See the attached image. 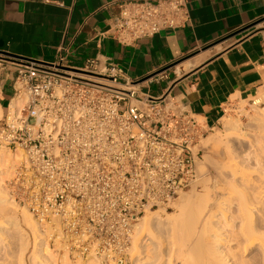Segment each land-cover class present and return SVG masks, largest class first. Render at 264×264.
Here are the masks:
<instances>
[{"label":"built area","instance_id":"built-area-1","mask_svg":"<svg viewBox=\"0 0 264 264\" xmlns=\"http://www.w3.org/2000/svg\"><path fill=\"white\" fill-rule=\"evenodd\" d=\"M190 20L188 0H130L102 35L131 45ZM70 53L66 44L51 61L10 60L16 87L0 119V150L15 158L8 191L50 227L49 250L133 264L134 225L205 177L199 146L212 128L175 97H139L118 65L77 66Z\"/></svg>","mask_w":264,"mask_h":264},{"label":"crops","instance_id":"crops-1","mask_svg":"<svg viewBox=\"0 0 264 264\" xmlns=\"http://www.w3.org/2000/svg\"><path fill=\"white\" fill-rule=\"evenodd\" d=\"M125 1L0 0V51L51 61L69 44L74 65L108 60L121 68V84L135 83L139 97H175L209 127L264 91V0H188L185 27L131 45L102 35ZM13 57L0 52L3 112L16 86L2 63Z\"/></svg>","mask_w":264,"mask_h":264},{"label":"bare ground","instance_id":"bare-ground-1","mask_svg":"<svg viewBox=\"0 0 264 264\" xmlns=\"http://www.w3.org/2000/svg\"><path fill=\"white\" fill-rule=\"evenodd\" d=\"M19 102L20 99H13L12 107ZM262 104L264 105V91H260L254 96L252 106L250 105L255 112L250 116L251 121L256 132L259 133L256 142L251 145L252 151L247 158V162L251 163V170L245 167L241 168V165L238 166L239 164H236V167L229 166V170H231L226 172L224 185L219 187V197H213L210 190L197 196L181 193V196L175 201L176 206H179V213L174 215L168 212L166 214V219L170 223L174 222L177 228H182L184 216L188 215L193 207L195 210L198 207L201 213V215L199 214L200 222L204 223L202 229L205 237L201 239L203 242L198 240L192 251H184L183 246L180 251L147 250L146 241L154 237L156 225L162 223V215L157 212L158 210L147 211L146 215L133 227L132 249L139 251L141 247L143 257H146V260L141 264H264V251H261L262 257L259 256L261 258L258 262L252 263L247 258L250 249L264 250V107ZM2 116L3 108L0 104V118ZM239 120L226 114L220 121L227 131H231L242 127ZM242 135L246 134L242 133ZM204 140L221 142V135L217 134ZM11 162H13L11 165L13 167L14 156L8 151L0 150V208L9 210V214L11 213L10 215L14 218V226L20 232H24L22 225L31 228L38 239L36 243L39 251H49L47 237L51 235L50 227L42 229L31 212L16 203L2 185L3 175L8 176V166ZM11 174L12 170L10 169ZM204 200L207 201L206 204L203 207L199 206V202L202 204ZM19 206L22 207L21 210H19ZM220 219L223 220L221 226L215 225L214 222H219ZM143 235L144 237L148 236L145 242H142ZM44 258L49 259V255L46 253Z\"/></svg>","mask_w":264,"mask_h":264},{"label":"rangeland","instance_id":"rangeland-1","mask_svg":"<svg viewBox=\"0 0 264 264\" xmlns=\"http://www.w3.org/2000/svg\"><path fill=\"white\" fill-rule=\"evenodd\" d=\"M10 60L12 59H5V62L2 64L6 67L8 66L11 72H14L15 76V67L12 63H10ZM253 98L254 97H250V99L246 100L245 102L241 101L238 106H235L231 109V111L228 112L230 116L234 117L235 119H240L239 121L242 124L240 129L227 131L221 122L219 126L211 127L212 129L209 130L207 136L205 137L211 138L212 136L219 134L221 135V142L215 143L210 141V143L204 140L205 138L202 139L199 147L203 150V156L201 162L199 163V170L201 173L205 174V177L196 186L181 192L182 194L187 193L190 196L195 194V196H197L198 194L203 195L205 192L210 190L213 197H219V187L224 185V177L226 176L225 174L231 170H229V166L236 167V164H239L238 166L241 165V168L245 167L250 169L251 163L247 162V158L249 157V153L252 151L251 145L256 142V139L259 135V133L256 132L257 130H255V127L253 126L254 124L252 123L250 117L255 114L251 107ZM262 106L264 107L263 104ZM242 133L246 135L244 136ZM12 163L13 162H11L8 166V176L3 175L4 178L2 180V185L7 191V182L12 177V175H10ZM181 193H179V195L168 205L147 210L150 212L158 210L157 212H160L162 215V223L156 225L154 229V237L149 240H147L148 236L144 237L143 235L142 237V239L144 238L142 242L147 240V250L180 251V248L183 246L182 248H184V251H192L198 240L204 239L205 234L202 229L204 223L200 222L201 213L198 207L196 208V210L198 209L197 211L193 207L194 209H190L188 215L184 216L182 228H177V225H175L174 222L170 223L166 219V214L168 212L174 215L179 213V206H176L175 201H177V198L181 196ZM206 202V200H204L202 204L199 202V206L201 205L203 207ZM20 206L19 210L22 209ZM10 214L8 209L0 208V264H97V262L94 260H78L77 262H73L64 252L57 253L52 250L46 252L39 251V247L36 243L38 242L36 234H34L31 228L25 225H22L24 232H20V230L14 226V218ZM222 222L223 220L220 219L219 222H214V224L221 226ZM132 246L129 252L133 264H141L146 260V257H143V253L141 252L142 249L140 247L139 251H134ZM248 251H250V253L248 254L247 258L250 260V262L255 263L258 262V260L262 257L261 251L264 250L260 248H253ZM46 253L49 255V259L47 260L44 258Z\"/></svg>","mask_w":264,"mask_h":264},{"label":"water","instance_id":"water-1","mask_svg":"<svg viewBox=\"0 0 264 264\" xmlns=\"http://www.w3.org/2000/svg\"><path fill=\"white\" fill-rule=\"evenodd\" d=\"M1 53H3V54H8L9 56H14V55H10L9 53H6V52H4V51H0ZM13 59H20V60H33V59H28V58H22V57H17V56H14L13 57ZM34 61H37V60H34ZM37 62H39V61H37Z\"/></svg>","mask_w":264,"mask_h":264}]
</instances>
